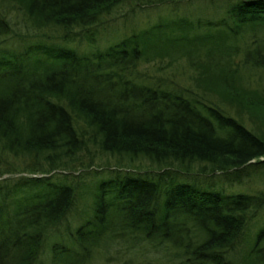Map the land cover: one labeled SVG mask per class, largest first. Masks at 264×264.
<instances>
[{"label": "trees", "instance_id": "trees-1", "mask_svg": "<svg viewBox=\"0 0 264 264\" xmlns=\"http://www.w3.org/2000/svg\"><path fill=\"white\" fill-rule=\"evenodd\" d=\"M6 1L31 26L64 37L94 31L124 2ZM167 25L164 38L150 42L142 39L152 30L104 48L33 41L0 51V176L25 174L0 179V264H38L45 252V264H92L98 254L118 264L162 256L168 264H236L229 250L264 207V188L224 193L185 182L161 187L160 179L198 165L240 180L245 166H264V136L220 102L171 87L140 65L153 61L160 71L184 59L193 72H211L223 96L251 89L245 100L264 109V0H236L218 17L179 16ZM10 30L0 9V37ZM105 155L118 163L143 157L161 170L101 180L85 217L60 229L76 186L49 173ZM249 245L243 264H264V224Z\"/></svg>", "mask_w": 264, "mask_h": 264}, {"label": "rangeland", "instance_id": "rangeland-1", "mask_svg": "<svg viewBox=\"0 0 264 264\" xmlns=\"http://www.w3.org/2000/svg\"><path fill=\"white\" fill-rule=\"evenodd\" d=\"M233 1L236 0H124L109 14L102 17L101 24L96 25L94 31L89 27L80 31L74 29L71 31L72 33H69V36L64 37L61 31L52 27L36 28L31 26L20 10L6 0H0V9L11 25L10 33L0 37V51L19 49L22 45L33 41L55 42L64 46L76 47L79 50H89L95 47L104 48L108 43H113L126 36L132 34L146 35L148 31L152 30V36H145L146 39H142L143 42L145 40L150 42L164 38L161 31L168 29L170 25L167 24L179 16L190 18L197 16L218 17ZM92 33L94 37L96 36V42L89 44L88 38L91 37ZM151 47L154 52H158L155 45ZM140 66L148 73L162 76L164 82L168 83L167 85L170 84L171 87L183 92L185 90L194 96L197 95L199 98L203 96L208 100L220 102L228 113L241 120L253 132L264 136V109L258 105L253 106L252 103L245 100L246 95L253 99L251 89H247L243 96H241L242 94L240 96L236 95L237 97L229 94L223 96L221 91H224L221 84H218L216 77L214 75L209 77L211 72L204 71L201 73V70L193 72L184 59H178L160 71L156 70V64L153 61L142 63ZM83 160L87 162L88 156L85 155ZM94 160V162L91 161L92 165L84 167L86 169H80V166L75 164L72 169H56L49 173L54 180L76 186L74 202L66 217L60 223V229L62 230L77 224L90 211V203L93 201L101 180L117 178L119 175L122 177L126 175L137 176L140 175L138 174L140 172L153 173L161 170L159 166L157 167L143 157H136L129 162L124 160L123 163H118V159L113 155L98 156ZM173 168L179 172H185L178 167L173 166ZM197 169L198 165H194L186 175L169 174L163 176L160 179V186L162 187L171 182H185L201 189L218 190L224 193H253L255 189L264 188V166L262 165L245 166L236 174L240 177V180L224 178L222 174L218 173L219 171L208 173L209 171L204 170V173H202ZM80 173L81 176L76 175ZM21 175L25 174L18 172L5 174L0 176V179L3 177L13 179ZM120 176L119 178H121ZM148 177L156 178L155 176ZM263 224L264 207L256 210L254 216L246 223V227L234 243L233 248L229 250V255L236 264H243L244 253L249 249V244L253 243L257 229ZM113 245L114 243L109 245V253H113L111 247ZM45 251H47V248ZM45 255H41L38 264H45ZM162 258L165 260L156 261L151 259L148 264H168L167 256H162ZM135 260V262H140L139 259ZM163 261L167 263H163ZM109 262L118 264L121 263V260L115 258ZM109 262L106 261L105 255L98 254L94 255L92 264H110Z\"/></svg>", "mask_w": 264, "mask_h": 264}]
</instances>
